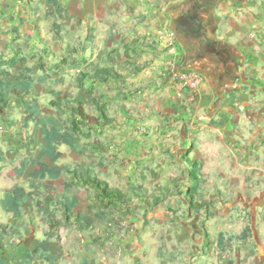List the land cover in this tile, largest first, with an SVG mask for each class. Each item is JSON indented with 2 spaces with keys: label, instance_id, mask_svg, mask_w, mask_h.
I'll list each match as a JSON object with an SVG mask.
<instances>
[{
  "label": "rangeland",
  "instance_id": "rangeland-1",
  "mask_svg": "<svg viewBox=\"0 0 264 264\" xmlns=\"http://www.w3.org/2000/svg\"><path fill=\"white\" fill-rule=\"evenodd\" d=\"M60 1L71 18L56 17L47 0H0V54H19L33 68L24 77L35 83L43 114H54L49 102L59 100L62 106L80 105L95 118L87 100L91 97L113 121L92 127L88 138L77 140V148L61 133L62 157L42 164L33 157L46 133L23 125V108L12 101L0 115V197L13 184H22L44 207H57L60 223L50 229L49 248L59 254L58 264H264V210L254 222L243 215L237 193L218 186L211 168L197 195L211 209L199 214L187 210L183 163L174 159L171 146L163 145L171 138L172 112L157 106L160 81L151 74L159 68L150 67L163 50L159 46L168 10L157 0ZM132 63L149 66V72L132 74ZM96 65L112 66L122 77L78 85V72ZM25 156L32 159L29 172L19 177L16 169ZM83 163L132 197L127 205L131 213L120 214L127 208L123 206L117 215L122 229L108 239L103 237L106 226L93 218L91 207L99 205L95 191L72 184L65 170ZM32 180L37 189L30 187ZM139 186L161 202L146 209L134 195ZM73 196L81 207L66 218L62 205ZM48 230L32 204L18 215L0 207V264H15ZM218 232L238 236L229 251L216 248Z\"/></svg>",
  "mask_w": 264,
  "mask_h": 264
},
{
  "label": "crops",
  "instance_id": "crops-1",
  "mask_svg": "<svg viewBox=\"0 0 264 264\" xmlns=\"http://www.w3.org/2000/svg\"><path fill=\"white\" fill-rule=\"evenodd\" d=\"M157 3L170 15L161 55L150 63L159 68L151 74L160 81L157 106L172 112L163 145L179 163L199 160L203 179L211 168L254 222L264 210V0ZM174 69L196 74V86L183 87Z\"/></svg>",
  "mask_w": 264,
  "mask_h": 264
},
{
  "label": "trees",
  "instance_id": "trees-1",
  "mask_svg": "<svg viewBox=\"0 0 264 264\" xmlns=\"http://www.w3.org/2000/svg\"><path fill=\"white\" fill-rule=\"evenodd\" d=\"M52 7L56 17L71 18L67 9L59 0H47ZM56 33H59V24H53ZM79 67V64H74ZM144 65L132 63L128 68L133 74L143 69ZM33 68L25 65V60L19 54H13L9 58H4L0 54V115H3L11 108L12 101L19 104L24 111L23 125L32 124L34 128L46 133V139L37 147V154L33 157L34 161L42 164L57 162L62 157V152L58 149L61 145V133H66L68 138L78 147L79 138H88L92 127L96 125L103 126L109 124L113 119L107 114L105 106L100 104L96 99H87L90 106L95 109L97 116L92 118L85 113L80 105L64 104L61 105L59 100H51L49 105L54 109V114H43L42 106L36 96L35 83L26 79L24 76L29 75ZM122 74L117 72L112 66L96 65L90 66L86 70H80L76 78V83L80 86L89 80L93 83H105L107 80H118ZM93 120V121H92ZM32 159L23 157L20 166L16 169L19 177L29 172ZM182 163L185 166V179L190 181L191 185L186 186L184 199L187 202V210L196 214L202 211L208 212L211 207L205 202L197 200L198 189L203 181L201 172V162L192 160L187 156L182 157ZM72 184L86 185L95 191L98 199V206L91 207L93 218L100 224H104L105 238L122 229L118 213L121 207H127L120 214L126 215L131 213L128 204L132 197L128 192L111 186L106 180L99 177L94 168L88 163L78 164L70 168L65 166ZM38 184L31 181L30 187L37 189ZM139 202L146 208L151 209L161 202V197L154 194L146 193L141 186L134 192ZM26 204H32L40 212L48 224L49 230L46 231L40 239H37L34 247L26 248L22 251L19 259L15 264H32L38 261L47 264H58L59 254L50 251L49 242L51 238L50 229H53L59 220L56 217V206L44 207L36 197L35 193L27 190L22 184H13L5 189L0 197V207L8 213L18 215L21 213ZM55 205V204H54ZM81 207L78 199L73 196L70 200L62 205V213L68 218V213L73 209ZM76 219L79 214L73 215ZM238 238L235 234H225L218 232L216 236V248L220 252H227L231 249L232 243ZM201 264V263H199Z\"/></svg>",
  "mask_w": 264,
  "mask_h": 264
},
{
  "label": "built area",
  "instance_id": "built-area-1",
  "mask_svg": "<svg viewBox=\"0 0 264 264\" xmlns=\"http://www.w3.org/2000/svg\"><path fill=\"white\" fill-rule=\"evenodd\" d=\"M171 75L174 79L178 80L183 87L194 88L199 80L196 74L187 70H172ZM241 110L244 106L239 107Z\"/></svg>",
  "mask_w": 264,
  "mask_h": 264
}]
</instances>
